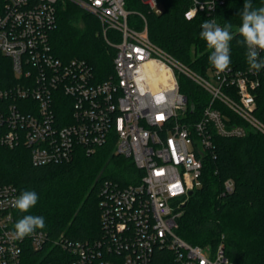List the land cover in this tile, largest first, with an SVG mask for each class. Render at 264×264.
<instances>
[{
	"label": "built area",
	"instance_id": "2783aa9c",
	"mask_svg": "<svg viewBox=\"0 0 264 264\" xmlns=\"http://www.w3.org/2000/svg\"><path fill=\"white\" fill-rule=\"evenodd\" d=\"M60 1L100 20L116 48L108 78L99 80L83 59L55 54L51 32ZM142 1L162 13L160 0ZM225 1L191 0L185 17L196 9L203 21L223 27L217 9ZM131 13L125 0H5L0 7V148L26 147L34 165H46L113 142L114 154L130 158L140 172L136 183L103 182L101 233L93 240L51 239L43 230L13 239L12 201L20 192L0 183V264H153L157 249L173 252V264H236L223 243L216 249L193 245L176 230L190 191L201 185L203 159L214 150L215 136L264 134L255 114L264 69L256 73L231 61L223 73L211 65L198 73L150 39L144 14L136 12L141 28L130 26ZM110 30L118 31V41L108 38ZM179 74L209 95L196 119L188 114ZM225 187L231 192L233 180Z\"/></svg>",
	"mask_w": 264,
	"mask_h": 264
},
{
	"label": "trees",
	"instance_id": "16d2710c",
	"mask_svg": "<svg viewBox=\"0 0 264 264\" xmlns=\"http://www.w3.org/2000/svg\"><path fill=\"white\" fill-rule=\"evenodd\" d=\"M5 0H0V7ZM130 26L141 28L145 15L150 39L194 71L204 74L210 65V50L200 38L204 13L191 20L185 12L191 0H160L162 13L151 11L142 0H125ZM245 0H226L217 9L224 26L232 23L233 33L241 23L239 13ZM254 7L264 0H252ZM57 27L51 32L55 54L63 60L78 58L92 66L99 80L114 71L116 48L108 43L100 20L72 1L57 6ZM108 38L119 40L116 30ZM231 42V61L246 66V48ZM181 92L188 99L190 118L200 117L209 95L184 74L178 76ZM256 116L264 122V73L256 91ZM230 115L233 114L222 107ZM113 142L87 154L82 149L72 161L34 165L26 147L0 148V183L15 185L19 192L34 191L39 200L29 213L15 211V220L23 215L43 216L45 231L51 239L64 235L74 241L100 236L101 186L107 179L122 185L136 183L140 174L130 158L115 155ZM201 185L189 197L178 220L177 234L185 241L216 249L220 243L236 264H264V134L249 130L244 137L215 136L214 150L205 153ZM136 175V176H133ZM135 177V178H134ZM232 179L234 188L226 190ZM174 253L157 249L153 264H173Z\"/></svg>",
	"mask_w": 264,
	"mask_h": 264
},
{
	"label": "clouds",
	"instance_id": "9594fccd",
	"mask_svg": "<svg viewBox=\"0 0 264 264\" xmlns=\"http://www.w3.org/2000/svg\"><path fill=\"white\" fill-rule=\"evenodd\" d=\"M196 14L197 10L193 9L187 13V18L191 20ZM239 16L241 23L235 33L232 31L233 25L230 22L221 27L216 20L212 19L204 20L200 25V38L211 50L208 57L209 63L218 73L229 69L230 44L237 36L241 38L237 43L243 44L246 48L248 70L259 73L261 69H264V58H261V53L264 52V6L254 7L252 0H245ZM38 200L36 192L25 190L12 201V206L19 213H29ZM44 228L43 216L26 214L16 221L11 236L15 240H23Z\"/></svg>",
	"mask_w": 264,
	"mask_h": 264
},
{
	"label": "rangeland",
	"instance_id": "374dc122",
	"mask_svg": "<svg viewBox=\"0 0 264 264\" xmlns=\"http://www.w3.org/2000/svg\"><path fill=\"white\" fill-rule=\"evenodd\" d=\"M160 7L164 8V4L162 2L160 3ZM134 13H136V12H134Z\"/></svg>",
	"mask_w": 264,
	"mask_h": 264
},
{
	"label": "water",
	"instance_id": "95a60500",
	"mask_svg": "<svg viewBox=\"0 0 264 264\" xmlns=\"http://www.w3.org/2000/svg\"><path fill=\"white\" fill-rule=\"evenodd\" d=\"M193 194V191H190V195H192Z\"/></svg>",
	"mask_w": 264,
	"mask_h": 264
}]
</instances>
